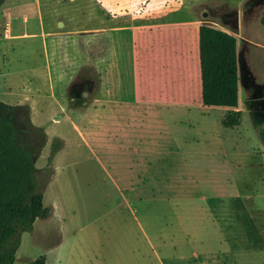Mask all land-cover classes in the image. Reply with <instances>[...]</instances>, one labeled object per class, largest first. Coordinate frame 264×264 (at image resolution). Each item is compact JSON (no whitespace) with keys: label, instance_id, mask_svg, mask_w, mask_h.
Here are the masks:
<instances>
[{"label":"rangeland","instance_id":"1","mask_svg":"<svg viewBox=\"0 0 264 264\" xmlns=\"http://www.w3.org/2000/svg\"><path fill=\"white\" fill-rule=\"evenodd\" d=\"M263 13L264 0H5L0 102L27 105L44 130L35 167L49 212L20 236L13 264H264ZM201 24L237 40L236 127L222 126L225 109L194 103ZM138 68L140 79L164 70L186 83L192 102L153 101L141 128L126 115L141 136L126 148L104 143L100 124L88 125L97 141L80 136L73 126L86 124L61 110L69 82H88L78 88L90 85L92 99L106 70L135 103ZM55 138L64 147L53 161Z\"/></svg>","mask_w":264,"mask_h":264},{"label":"trees","instance_id":"2","mask_svg":"<svg viewBox=\"0 0 264 264\" xmlns=\"http://www.w3.org/2000/svg\"><path fill=\"white\" fill-rule=\"evenodd\" d=\"M5 0H0V9ZM264 27V13L260 20ZM0 26V38L2 36ZM200 79L199 104L206 108L238 110L239 62L234 36L208 24L197 27ZM240 113L228 112L224 128L239 125ZM46 143L44 130L30 120L27 105L10 106L0 102V264H13L20 236L31 232L37 219H46L42 182L35 167ZM63 147L60 139L51 144V158ZM47 172V173H46ZM47 176L51 170L46 169ZM44 174V173H43ZM29 264H45L44 257Z\"/></svg>","mask_w":264,"mask_h":264},{"label":"crops","instance_id":"3","mask_svg":"<svg viewBox=\"0 0 264 264\" xmlns=\"http://www.w3.org/2000/svg\"><path fill=\"white\" fill-rule=\"evenodd\" d=\"M9 15V14H7ZM7 17V16H6ZM5 17V18H6ZM6 23L8 22V19H6ZM185 23H191L189 21L182 22ZM11 23H9V33L11 29ZM63 24L60 26L62 27ZM199 25H197L198 27ZM197 27H196V34H197ZM8 33V32H6ZM7 35V34H6ZM19 35H15L13 37H17ZM12 37V36H11ZM198 38L196 35V44H197ZM182 44H184V41L182 40ZM197 58H198V48H197ZM104 61V60H103ZM199 65V63H198ZM143 72V71H142ZM141 70L135 69V76L134 78V84H133V92H134V102H130L128 100H124L119 98L121 93V79H119L118 75H114L113 73H107L106 70L103 71L101 76V82L99 84V91L101 90V95L98 94L94 98L90 99V95L88 97V92H86L87 97L82 102H77L74 97L72 96V87L75 82H69L67 87L65 88V93L62 98L64 108L61 107L62 112L67 114L76 115V119L81 124H86L87 128L84 130V133L80 132V129L74 124V130L78 132L80 136H86L87 139L97 141L94 138H90L89 136L94 134L95 128H89L88 125H101L102 127V141L104 143L112 144L117 142V145L126 148L127 143H132L134 140H141V136L139 135H131L129 134V129L126 127V115H132L134 114V118L137 115L139 118L134 119L133 125H136L137 127H140L143 125V119L141 120L144 115L151 114V108L153 107L152 102L153 101H162L166 103L167 101H177V102H184L189 101L190 96L189 92L187 91V84L184 82L179 83L176 82V80L171 76V80L169 79V73H165L164 70L159 72V78L156 77L155 81L151 79V81H148L150 79H140V76L142 74ZM167 74V75H166ZM117 79V85L114 87L111 86L110 80ZM140 80H145L140 82ZM200 80V79H199ZM185 87V88H184ZM100 95V96H99ZM197 99L194 101V103L199 104L200 100V85L199 89L197 91ZM150 104V105H149ZM93 105H99L101 112H95L96 115L93 113L96 111L95 109L92 110V114L90 115V112L88 111L90 108H93ZM225 109V108H223ZM226 113L225 115L230 111H238V110H230L225 109ZM224 115V116H225ZM94 116H97L94 119ZM86 118L85 121H83ZM55 123H57L59 120L57 118L53 119ZM138 129L137 131H139ZM60 139V138H55ZM62 142L63 140L60 139ZM53 142V140H52ZM51 142V144H52ZM123 143V144H122ZM51 144L49 147L50 150V156H51ZM64 147V142H63ZM62 147V148H63ZM60 152V151H59ZM57 152L53 156V161H55L56 155H58ZM56 209L53 207V212L51 216H55ZM194 260H199V257L197 255L192 256ZM209 264L206 261H201L199 264Z\"/></svg>","mask_w":264,"mask_h":264},{"label":"flooded vegetation","instance_id":"4","mask_svg":"<svg viewBox=\"0 0 264 264\" xmlns=\"http://www.w3.org/2000/svg\"><path fill=\"white\" fill-rule=\"evenodd\" d=\"M79 82H80V83H81V82L84 83L85 80H84V81H79ZM80 83H78V85H79ZM82 83H81V84H82ZM85 83L87 84L88 82H85ZM78 85H77V82L73 84L71 94H72V96L74 97V99L79 103V102H82V101L87 97L86 92L89 93V94H88V97H89V95H91V93H90V91H89V89H90V85H88L84 90H82L83 88H81V87L78 88ZM81 90H82V92H81Z\"/></svg>","mask_w":264,"mask_h":264},{"label":"built area","instance_id":"5","mask_svg":"<svg viewBox=\"0 0 264 264\" xmlns=\"http://www.w3.org/2000/svg\"><path fill=\"white\" fill-rule=\"evenodd\" d=\"M7 27H9V25H7V23H6V24H5V28H7ZM5 32H7V30H6V29H5ZM5 32H4V33H5Z\"/></svg>","mask_w":264,"mask_h":264},{"label":"water","instance_id":"6","mask_svg":"<svg viewBox=\"0 0 264 264\" xmlns=\"http://www.w3.org/2000/svg\"><path fill=\"white\" fill-rule=\"evenodd\" d=\"M62 24L60 23V26H61Z\"/></svg>","mask_w":264,"mask_h":264}]
</instances>
